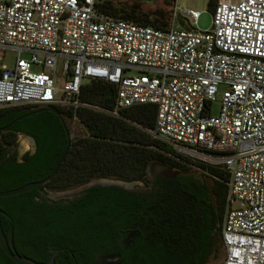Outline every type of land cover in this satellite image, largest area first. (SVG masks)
Instances as JSON below:
<instances>
[{
    "label": "built area",
    "instance_id": "obj_1",
    "mask_svg": "<svg viewBox=\"0 0 264 264\" xmlns=\"http://www.w3.org/2000/svg\"><path fill=\"white\" fill-rule=\"evenodd\" d=\"M213 1L198 31L199 11L176 6L161 29L95 0H0V59L17 51L12 68L0 64V108L77 107L87 78L117 86L115 115L154 104L152 136L227 173L221 264H264V0Z\"/></svg>",
    "mask_w": 264,
    "mask_h": 264
},
{
    "label": "flooded vegetation",
    "instance_id": "obj_2",
    "mask_svg": "<svg viewBox=\"0 0 264 264\" xmlns=\"http://www.w3.org/2000/svg\"><path fill=\"white\" fill-rule=\"evenodd\" d=\"M35 108L50 109L29 106L23 111ZM66 136L72 140L84 133L70 130ZM21 137L28 141L24 149L18 145ZM3 140L17 162L37 153V137L3 126ZM56 168L28 181L46 179L27 190L23 199L34 205V211L0 209L1 229L7 235L12 226L18 254L37 262L53 256L55 264H215L221 236L217 191L209 176L192 172L183 163L172 166L156 160L148 164L143 178L121 187H104L94 176L55 189L47 183Z\"/></svg>",
    "mask_w": 264,
    "mask_h": 264
},
{
    "label": "trees",
    "instance_id": "obj_3",
    "mask_svg": "<svg viewBox=\"0 0 264 264\" xmlns=\"http://www.w3.org/2000/svg\"><path fill=\"white\" fill-rule=\"evenodd\" d=\"M208 6L213 11L214 1L209 0ZM95 8L110 17L161 29L169 25L172 15V11L164 9L142 12L111 0H95ZM116 92L117 86L110 82L87 78L80 86L77 107L49 106L47 111L35 108L29 112L23 111L29 106L0 108V128L6 126L8 131L38 138L36 155L25 157L21 162L9 155V143L0 142V191L36 180L40 172H50L56 167L47 184L51 188L64 189L94 176L123 181L141 179L148 164L156 160L172 166L183 163L184 168H194L200 175L213 180L220 231L227 194L226 171L221 166L183 156L152 136L148 130L154 127V104H138L113 114ZM73 119L83 127L84 136L68 140L66 131H70L68 123ZM25 195L27 191L1 197L0 209L11 213L34 211L33 204L24 203ZM0 264H15L1 248Z\"/></svg>",
    "mask_w": 264,
    "mask_h": 264
},
{
    "label": "rangeland",
    "instance_id": "obj_4",
    "mask_svg": "<svg viewBox=\"0 0 264 264\" xmlns=\"http://www.w3.org/2000/svg\"><path fill=\"white\" fill-rule=\"evenodd\" d=\"M115 4L125 7H132L135 9H138L142 12H150L157 9H164L168 12L172 11L174 9V6L180 9H193L196 11H199V16L196 19L195 24H193V27L196 28L198 31H206L211 27L212 24V11L209 9V0H174L173 2L171 0H111ZM168 1V2H167ZM175 27L179 29H184L186 27H183L178 19L175 21ZM17 57V51L16 50H10L6 49L4 51V56L0 59V64L5 65L8 68H12L15 63V59ZM21 57L27 58V53H21ZM35 71L39 70V67H33L32 68ZM85 80H83L84 82ZM223 88H219L218 92V98L211 102L210 105V112L213 115L218 114L220 109V96L222 94ZM70 130L73 134L78 132H83V127L77 120H71L69 123ZM19 147H22L23 149L28 147V141L21 137L18 141ZM197 161H203L199 158H194ZM192 172H198L194 168H191ZM238 203H234L232 206H237ZM224 259V248L222 243L220 242L217 246L215 257L213 262L215 264H221Z\"/></svg>",
    "mask_w": 264,
    "mask_h": 264
},
{
    "label": "water",
    "instance_id": "obj_5",
    "mask_svg": "<svg viewBox=\"0 0 264 264\" xmlns=\"http://www.w3.org/2000/svg\"><path fill=\"white\" fill-rule=\"evenodd\" d=\"M36 111H33L34 113ZM29 114V113H28ZM45 180L42 181H33L23 184L20 187L9 189V190H2L0 191V198L1 197H7L15 194H19L22 192H25L27 190L33 189L38 185L43 184ZM96 183L104 186V187H121L122 185L127 184L126 181L119 180V179H113V178H106V177H99L96 180ZM12 233L13 229L12 226L9 228L8 234L5 235L1 229L0 226V247L3 250V252L6 254V256L12 260L15 264H55L53 256L50 257L46 262H37L27 256H23L18 254L13 249V243H12Z\"/></svg>",
    "mask_w": 264,
    "mask_h": 264
}]
</instances>
